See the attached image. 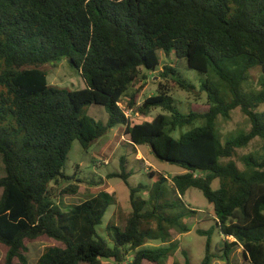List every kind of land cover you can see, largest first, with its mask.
Wrapping results in <instances>:
<instances>
[{
	"label": "trees",
	"instance_id": "1",
	"mask_svg": "<svg viewBox=\"0 0 264 264\" xmlns=\"http://www.w3.org/2000/svg\"><path fill=\"white\" fill-rule=\"evenodd\" d=\"M159 51L166 58L175 54L199 73H215L221 88L210 83L202 87L207 112L177 110L174 91L191 93L196 87L166 65L157 95L137 106V95L131 94L126 107L143 117L157 108L170 116L159 114L140 124L126 117L120 104L143 70L155 72L160 66ZM64 59L81 72L86 89L49 85L42 68ZM223 62H230L233 71ZM256 67L264 74V0H0V245L8 249L4 264H28L26 243L41 238L62 246L47 247L37 264H165L178 249L173 232L190 231L182 223L187 206L182 202L180 211L168 199L190 189L201 191L214 206L220 233L232 240L225 241L220 258L231 264L230 254L242 248L243 264H264V156L245 157L244 172L232 161L221 163L256 138L264 142V112H256L264 103V85L256 95L241 93ZM92 105L106 108L107 123L84 114ZM236 109L249 119L251 129L222 143L216 121L228 119ZM196 122L203 125L178 139L172 136ZM119 126L130 145L149 147L158 159L184 173L164 176L153 185L150 209L148 202L137 199L148 188H131L132 211L123 229L110 226L115 229L111 246L97 230L111 196L99 193L65 212L52 185L70 179L64 168L75 141L88 150ZM126 163L122 158L121 173L109 178L127 181ZM215 180L220 181L216 191ZM78 191L72 184L61 194ZM216 257L208 239L201 264H211Z\"/></svg>",
	"mask_w": 264,
	"mask_h": 264
},
{
	"label": "rangeland",
	"instance_id": "2",
	"mask_svg": "<svg viewBox=\"0 0 264 264\" xmlns=\"http://www.w3.org/2000/svg\"><path fill=\"white\" fill-rule=\"evenodd\" d=\"M158 56L160 58V66L155 72L142 71L129 94L124 97L122 101L123 108L127 110L126 105L131 94L137 95V106L141 105L145 99L157 95L159 77L163 72V68L166 65H172L179 77L196 87V91L191 93L180 88L176 89L172 95L173 105L182 114H188L190 111L207 112L209 109L208 97L206 92H202V87L204 84L210 83L221 88L215 73L211 71L210 73L203 74L192 70L187 67L185 60H179L175 54L171 58H166L164 53L159 51ZM222 65L228 71H233L234 69L230 62H223ZM42 70L46 73L48 83L51 86L72 91L87 88L86 81L81 72L72 67L67 59L62 60L55 66L46 65ZM263 85L264 74L259 67H256L249 73L247 81L242 85L241 93L247 97L256 95L260 92ZM256 112L259 114L264 112V103L256 109ZM84 114L97 122L107 123L109 119L106 108L103 106H88L84 109ZM159 114L170 116L168 112L157 108L151 112L150 116L143 117L135 113L130 118L134 123L140 124L145 121H152ZM201 125H203L202 122H196L193 126L177 129L172 133V136L178 139L183 133ZM250 129L251 124L249 119L239 109L232 111L228 119L218 118L215 124L217 138L222 143L247 134ZM263 147L264 142L256 138L247 147L239 149L232 159L223 160L221 163L225 164L232 161L241 172H244L245 157L262 158L264 156ZM122 158H126L127 160V181L122 178H109L111 174L121 173ZM151 172L156 174L151 176ZM64 173L70 179H60L59 184L52 186L58 194L56 200L65 212H68L72 207L82 202L92 199L99 193L105 192L111 196L109 209L97 230L99 236L106 239L113 246L115 229L110 226L114 224L121 229L124 228L128 215L132 211L130 189L136 188L139 185L148 188L139 193L137 199L148 202L147 209H150L152 207L150 197L153 185L158 183L164 176L171 179L175 175L183 174L184 170L158 159L149 147L135 148L130 145L128 138L124 135L123 126H119L111 129L106 136L94 143L88 150L79 141H75L68 155ZM3 176L4 165L0 156V178ZM169 183L165 186L171 188V184ZM72 184L79 186L78 193L76 195H62V190ZM219 188L220 181L215 180L212 183V189L216 191ZM1 194L2 191H0V197ZM168 200L177 205L180 211H182V202L189 208L187 209L186 207L183 210L186 213V217L182 220V223L190 231L181 235L173 232L174 242L178 245V249L164 263L173 264L179 261L183 264L185 261H188L189 264H201L206 255L207 240L210 239L212 254L218 256L212 259L211 264H228L226 259L220 258V255L224 254L223 251L220 252L219 250L223 249L226 240H232L225 238L220 233L215 221L214 206L209 203L203 193L197 189H190L184 196H179L178 198L176 195H172ZM191 209L195 210L196 215L190 213L189 210ZM199 231L207 232L208 235H200ZM26 244L28 248V252L26 253L28 264H37L47 247L62 246L55 240L48 238L27 241ZM154 244L159 245L158 242ZM7 251L8 249L5 246L0 245V264H4ZM230 262H232L231 264L244 263L242 248H235L233 250L232 254H230ZM108 263L105 260L102 261V264Z\"/></svg>",
	"mask_w": 264,
	"mask_h": 264
},
{
	"label": "built area",
	"instance_id": "3",
	"mask_svg": "<svg viewBox=\"0 0 264 264\" xmlns=\"http://www.w3.org/2000/svg\"><path fill=\"white\" fill-rule=\"evenodd\" d=\"M120 107L121 108H123V106H122V103L120 104ZM124 109V112H125V115H126V117L127 118H130L131 117V115H134L135 114V112H134V110H130V109H125V108H123ZM129 111V112H128ZM130 113V114H129ZM132 113V114H131ZM131 119V118H130Z\"/></svg>",
	"mask_w": 264,
	"mask_h": 264
}]
</instances>
